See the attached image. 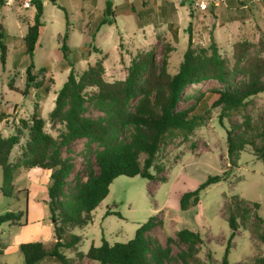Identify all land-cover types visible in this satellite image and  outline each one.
I'll use <instances>...</instances> for the list:
<instances>
[{
    "label": "rangeland",
    "instance_id": "374dc122",
    "mask_svg": "<svg viewBox=\"0 0 264 264\" xmlns=\"http://www.w3.org/2000/svg\"><path fill=\"white\" fill-rule=\"evenodd\" d=\"M0 1V25L6 29L8 49L4 66L0 60V114L7 115L0 122V134L6 138L16 134L18 129L23 131L20 144L10 156V162L16 165L11 197L1 191L0 167V215L7 212L27 213L26 218L22 215L16 222L17 226L9 223L0 226V247L3 248V244L8 247L4 255L0 254V264H24L19 247L24 243L37 242L34 240L37 236L43 235L40 241L48 247L55 242L52 220L46 221L52 223V230L43 234L37 231L34 224L40 216L45 218L50 213L48 206L39 201L40 196L29 195L31 181L41 173H31L20 166L19 158L28 140V132L23 130L20 120H30L38 103L46 120L45 131L57 137L64 130L61 121L52 120L50 114L55 108L59 90L67 81L71 70L69 65L72 64L79 79L91 66L102 62L104 79L114 83L127 77L134 60L150 52L159 63L167 55L168 72L174 75L188 47L189 27L195 52L206 49L210 54L213 37L219 53L232 69L236 65V45L242 42L249 43L248 59H264L263 0H225L217 5L210 0H56L57 5L51 0H43L45 11L42 21L45 27L33 57V76L44 87H50V92L37 98L36 90L32 88L28 95H23L26 70L31 63L29 56L23 54L24 38L33 23L34 8L32 2L27 7L29 0ZM109 1L117 15L116 22L98 28L106 16ZM65 11L70 21L67 44L71 52L67 59L58 51L66 32ZM246 80V75L240 70L233 84ZM10 85L19 92L11 90ZM223 88L224 85L215 80L191 85L185 89L178 110L193 106L201 93ZM137 102H132V109ZM244 115L250 117L252 131H246ZM84 116L101 120L107 118L94 101L88 102ZM203 117L202 124L191 135H177L162 146L155 166L163 167L164 172L157 176V180L150 181L139 176L116 178L107 198L93 212L92 223L70 229L72 234L82 238L76 251H65L69 258L75 260L74 264H96L86 257L78 260L76 252L87 253L92 245H102L103 239L110 244L127 242L153 215H157L163 225L149 234L151 238L166 246L167 238H176L177 232L183 228L200 232L203 244L191 264H220L233 233L228 220L230 203L234 208L240 203V215L237 216L238 231L230 244L229 263L251 264L264 258V243L258 237V234H264V222L257 219L259 215L264 221V163L251 146L238 152L234 163L229 160L227 150L228 130L242 139L256 137L262 131L264 93L249 98L245 111L224 118L222 123L219 108L205 112ZM97 148L87 139H78L69 151L63 152V157H69L74 165L67 180L70 187L74 186L76 176L86 181L90 170L99 172ZM144 160L145 155H142V165ZM226 171H230L229 178L204 190L197 207L180 210L178 197L181 194L197 189L209 176L222 175ZM152 172L155 173V167ZM162 177L165 182L161 181ZM255 203L260 208H256ZM108 212H117L120 216L108 215ZM26 219L27 227L21 228L19 225ZM173 247L174 254L186 249V246L178 244ZM42 264L53 263L43 261Z\"/></svg>",
    "mask_w": 264,
    "mask_h": 264
},
{
    "label": "trees",
    "instance_id": "16d2710c",
    "mask_svg": "<svg viewBox=\"0 0 264 264\" xmlns=\"http://www.w3.org/2000/svg\"><path fill=\"white\" fill-rule=\"evenodd\" d=\"M264 1V0H263ZM1 2V1H0ZM34 8L33 23L24 38L23 54L28 55L31 63L26 70V88L23 95H28L33 88L37 98L44 97L50 92V87H44L33 76L35 63L33 57L44 30L42 18L45 5L43 0H31ZM54 5L56 0H51ZM1 5V3H0ZM62 8L61 6H59ZM64 9V8H62ZM66 14V32L63 42L58 49L63 57L71 52L67 41L69 39V15ZM117 15L112 11V3L107 2L106 16L98 28L113 25ZM189 41L184 58L176 74L168 72V56L165 55L159 63L153 53H146L138 60H134L123 81L114 83L104 79L105 67L97 62L78 79L72 64L67 81L59 90L55 108L51 112L52 120L59 119L64 130L57 137L45 131L46 120L42 115L38 103L30 120H20L23 130L28 132V140L19 158L20 166L29 171L41 168L49 171L50 183L46 204L49 208V220L53 221L55 242L48 247L43 242L21 244L19 249L24 257V264H42L50 261L53 264H74L65 251L74 252L82 241L81 236L74 235L71 228L86 227L93 221V212L107 198L110 186L120 176L129 178L142 177L155 181L164 172L163 167L155 166L157 155L162 146L177 135L189 136L203 121V115L211 109H220V121L232 114L243 112L248 107V99L264 93V59L247 58L249 43L236 45V65L228 67L225 59L219 53L215 40L211 38V45L207 54L206 49L199 53L193 48V34L188 29ZM92 37L95 38V35ZM7 33L0 25V60L4 66L7 58ZM72 62V61H71ZM243 65V66H241ZM246 75L247 80L234 85L233 82L239 71ZM208 80H215L224 85L223 89H210L207 93L197 96L196 103L186 109L178 110L184 91L187 87L200 84ZM11 90L19 92L15 87ZM89 90V91H88ZM138 100L132 109V102ZM89 101L105 112V120L92 119L84 116ZM65 108V110H64ZM246 131H252L250 117L244 115ZM7 118L0 114V122ZM23 131L18 129L16 134L3 137L0 134V167L2 169L1 191L3 195L11 197L14 191L13 182L16 179V165L10 162L14 148L20 144ZM87 139L90 144L98 146L96 162L99 172L90 170L88 179L83 181L79 176L75 178L73 187L68 185V178L73 172L72 160L63 157L64 151H69L73 142ZM247 146L254 148L259 160L264 163V125L262 131L250 139L236 136L232 130L227 131V150L231 163L234 157ZM145 155L143 165L140 157ZM155 167V173L152 169ZM230 171L222 175L209 176L197 189L182 194L179 205L181 211H188L200 204L201 193L213 184L226 181ZM165 182L164 177L161 178ZM240 203L233 207L229 204V223L233 233L229 239L225 255L220 264L229 263V249L238 231L237 216L240 215ZM256 208L260 205L255 203ZM108 215H118L108 212ZM27 213L7 212L0 215V226L9 223L17 225L21 216ZM26 218V217H25ZM263 223V219L257 216ZM21 223L19 226L27 225ZM162 220L153 215L136 231L134 238L127 242L110 244L103 239L102 245H92L87 253L76 252V258L86 257L96 264H191L199 254V247L203 244L200 232L183 228L177 232L176 238H167L166 246L149 235L156 227L162 226ZM264 243V234H258ZM174 244L186 246L174 254ZM5 248L0 247L2 255ZM213 264V263H211ZM243 264V263H238ZM251 264H264V258H259Z\"/></svg>",
    "mask_w": 264,
    "mask_h": 264
},
{
    "label": "crops",
    "instance_id": "0c3cea01",
    "mask_svg": "<svg viewBox=\"0 0 264 264\" xmlns=\"http://www.w3.org/2000/svg\"><path fill=\"white\" fill-rule=\"evenodd\" d=\"M30 172L31 173H41V174L37 178H33V180L31 181L32 183H30L31 187H30L29 195L34 194L36 197L40 196L39 201L40 202L42 201L45 205H47L46 201L49 199V197H48V185L50 183L49 171L43 170L41 168H34V169L30 170ZM30 172H28V174ZM181 196H182V194H181ZM181 196L178 197L179 200H180ZM166 208H168V207H166ZM49 215L50 214H48L45 218H43V216H40L38 218V220H36L34 222L35 227L39 233L43 234V233H45L46 230L47 231L52 230V229L54 230V228L51 229V226H50V225H52V223L46 222L47 219L49 220ZM12 226H15V225H12ZM25 227H27V225L24 227H21V228H25ZM42 238H43V235L37 236L34 240L37 242H41L40 240ZM17 245H19V243ZM2 247L5 248V250L2 254V255H4L8 247L6 246V244H3Z\"/></svg>",
    "mask_w": 264,
    "mask_h": 264
},
{
    "label": "built area",
    "instance_id": "2783aa9c",
    "mask_svg": "<svg viewBox=\"0 0 264 264\" xmlns=\"http://www.w3.org/2000/svg\"><path fill=\"white\" fill-rule=\"evenodd\" d=\"M210 1H212L213 3H215L217 5V4L221 3V2H224L225 0H210ZM30 2H31V0H29L27 2V4H26L27 7H30Z\"/></svg>",
    "mask_w": 264,
    "mask_h": 264
}]
</instances>
